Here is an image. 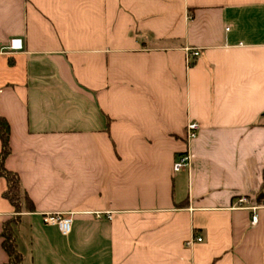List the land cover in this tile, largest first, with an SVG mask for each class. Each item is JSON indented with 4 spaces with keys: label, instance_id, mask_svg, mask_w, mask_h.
I'll list each match as a JSON object with an SVG mask.
<instances>
[{
    "label": "crops",
    "instance_id": "0c3cea01",
    "mask_svg": "<svg viewBox=\"0 0 264 264\" xmlns=\"http://www.w3.org/2000/svg\"><path fill=\"white\" fill-rule=\"evenodd\" d=\"M14 37L5 167L34 209L0 176V264L13 220L20 264H264V0H0Z\"/></svg>",
    "mask_w": 264,
    "mask_h": 264
},
{
    "label": "trees",
    "instance_id": "16d2710c",
    "mask_svg": "<svg viewBox=\"0 0 264 264\" xmlns=\"http://www.w3.org/2000/svg\"><path fill=\"white\" fill-rule=\"evenodd\" d=\"M0 176L5 177L7 181V189L4 196L10 200L19 212L24 207L27 209H34V205L29 196L23 191L21 187L19 175L5 167V160L11 152L10 146V124L5 116L0 113ZM14 220L6 222L2 231V245L8 253L9 259L5 264H20L22 255L17 249Z\"/></svg>",
    "mask_w": 264,
    "mask_h": 264
},
{
    "label": "built area",
    "instance_id": "2783aa9c",
    "mask_svg": "<svg viewBox=\"0 0 264 264\" xmlns=\"http://www.w3.org/2000/svg\"><path fill=\"white\" fill-rule=\"evenodd\" d=\"M24 48V43L23 39L20 37H14L10 39L8 45H2L0 43V54H5V53H14L17 51H21ZM191 49H187V57L189 58L190 56H197L198 51H193L190 53ZM186 140L187 142H190L191 140L195 139L198 136L199 133V124L195 121H191L187 124L186 126ZM192 157L190 155L189 149H186L183 154L179 156V158L175 161L173 165V170L174 171H181L185 169V167H188L191 163ZM246 199L242 198L240 200L241 203H244ZM99 215V214H98ZM44 222L48 224H54L58 225L60 228L61 232L64 235H67L71 232L72 229V221L73 218L72 216H64L59 212H51V213H46L43 217ZM252 224H257L258 222V216L254 215L251 220ZM203 237H197L196 241L201 242Z\"/></svg>",
    "mask_w": 264,
    "mask_h": 264
}]
</instances>
